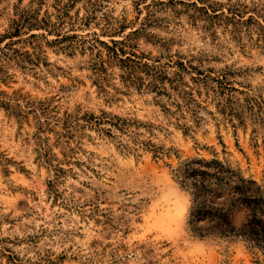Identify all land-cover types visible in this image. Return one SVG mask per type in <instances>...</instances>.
Masks as SVG:
<instances>
[{
    "label": "rangeland",
    "instance_id": "1",
    "mask_svg": "<svg viewBox=\"0 0 264 264\" xmlns=\"http://www.w3.org/2000/svg\"><path fill=\"white\" fill-rule=\"evenodd\" d=\"M262 26L264 0H0V264H264L194 232L176 174L264 188Z\"/></svg>",
    "mask_w": 264,
    "mask_h": 264
},
{
    "label": "trees",
    "instance_id": "2",
    "mask_svg": "<svg viewBox=\"0 0 264 264\" xmlns=\"http://www.w3.org/2000/svg\"><path fill=\"white\" fill-rule=\"evenodd\" d=\"M39 23L50 26L47 19H38L37 24ZM22 24L23 20L14 22L13 32L5 37L17 35ZM176 174L179 183L192 195L193 214L205 220L201 225H193L196 234L234 237L243 240L248 247L257 248L264 253L262 185L253 179H246L239 171L231 169L218 159L186 161L177 168ZM214 184L230 185L228 198L220 204L208 202V198L213 194ZM240 213L242 218L238 221Z\"/></svg>",
    "mask_w": 264,
    "mask_h": 264
}]
</instances>
